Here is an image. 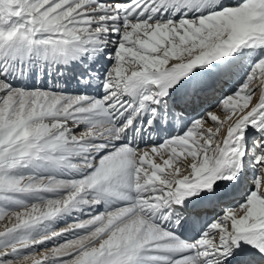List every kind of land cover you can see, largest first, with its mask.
Returning <instances> with one entry per match:
<instances>
[{"label":"snow or ice","instance_id":"6c2138e0","mask_svg":"<svg viewBox=\"0 0 264 264\" xmlns=\"http://www.w3.org/2000/svg\"><path fill=\"white\" fill-rule=\"evenodd\" d=\"M0 264H264V0H0Z\"/></svg>","mask_w":264,"mask_h":264}]
</instances>
